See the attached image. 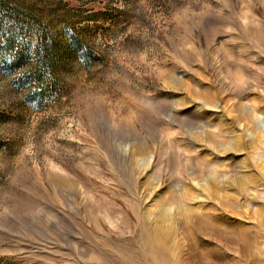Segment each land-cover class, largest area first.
I'll return each mask as SVG.
<instances>
[{
    "label": "rangeland",
    "instance_id": "374dc122",
    "mask_svg": "<svg viewBox=\"0 0 264 264\" xmlns=\"http://www.w3.org/2000/svg\"><path fill=\"white\" fill-rule=\"evenodd\" d=\"M0 264H264V0H0Z\"/></svg>",
    "mask_w": 264,
    "mask_h": 264
}]
</instances>
